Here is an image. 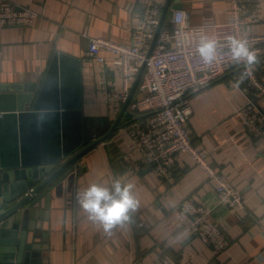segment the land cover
I'll return each instance as SVG.
<instances>
[{
    "label": "crops",
    "instance_id": "obj_1",
    "mask_svg": "<svg viewBox=\"0 0 264 264\" xmlns=\"http://www.w3.org/2000/svg\"><path fill=\"white\" fill-rule=\"evenodd\" d=\"M8 1L29 6L38 16L27 25L0 24V85L39 83L56 51L79 58L84 135L94 140L119 112L109 110L101 76L107 81L105 93L119 91L120 82L110 54L101 66L87 57L89 38L131 44L142 0ZM258 3L259 21L248 23L246 33H264V0ZM170 5L185 9L192 25L230 18L229 0H171ZM254 68L264 81V57ZM243 83L239 67H234L189 93L188 129L195 146L241 192L244 210L231 211L219 202L203 171L184 153L177 155L168 176L159 177L147 168L133 171L141 153L125 117L104 142L81 155L29 201L30 257L38 258L39 264H150L162 253L179 264H264V138L242 128L236 113L248 97L264 111V93L253 88L245 93ZM141 95L136 90L133 97ZM117 179L133 184L139 204L127 220L105 232L89 219L78 195L93 182L111 190ZM186 196L210 209L229 239L226 250L214 251L176 218L173 209Z\"/></svg>",
    "mask_w": 264,
    "mask_h": 264
},
{
    "label": "built area",
    "instance_id": "obj_2",
    "mask_svg": "<svg viewBox=\"0 0 264 264\" xmlns=\"http://www.w3.org/2000/svg\"><path fill=\"white\" fill-rule=\"evenodd\" d=\"M229 2L230 18L209 24L192 25L185 9H172L171 16L164 20L151 47L163 4L158 0H142V10L131 30V44L89 38L86 55L100 66L106 62L105 55H111L110 62L120 82L119 91L105 93L107 81L103 75L100 79L111 112L119 111L137 71L143 65L137 87L142 95L128 104L132 117L127 130L141 153L133 171L147 168L159 177L168 176L177 155L184 153L203 171L218 201L226 204L231 211H238L246 208L245 198L228 177L208 160L206 153L195 146L188 129L191 113L189 93L208 86L234 67L240 69L245 82L244 92L253 88L256 93H264V81L258 77L255 65L248 71L243 62L233 61L226 39L230 35L242 36L255 52L257 61L264 57V33L245 32L248 23L259 21L258 0ZM37 16L38 12L29 6L18 7L8 0H0L1 25H27ZM204 34L215 36L219 41V55L211 63H204L196 52V45ZM236 113L242 120V128L264 138V111L256 106L252 97H248ZM173 213L186 229L194 232L214 251L222 252L228 247L229 239L224 229L211 217L210 209L193 196L181 198ZM261 228L264 233V223ZM150 264L179 263L160 253ZM204 264L222 263L209 261Z\"/></svg>",
    "mask_w": 264,
    "mask_h": 264
},
{
    "label": "water",
    "instance_id": "obj_3",
    "mask_svg": "<svg viewBox=\"0 0 264 264\" xmlns=\"http://www.w3.org/2000/svg\"><path fill=\"white\" fill-rule=\"evenodd\" d=\"M170 2L165 0L162 6L151 47L176 7ZM142 71L143 65L113 122L94 140L84 135L79 58L56 51L39 83L0 85V264L40 263L30 257L26 240L33 204L29 201L81 155L104 142L123 125L121 120L132 117L128 104L135 99Z\"/></svg>",
    "mask_w": 264,
    "mask_h": 264
},
{
    "label": "clouds",
    "instance_id": "obj_4",
    "mask_svg": "<svg viewBox=\"0 0 264 264\" xmlns=\"http://www.w3.org/2000/svg\"><path fill=\"white\" fill-rule=\"evenodd\" d=\"M226 39L231 59L243 62L246 70L250 71L257 63V58L247 39L235 35H230ZM218 44L215 36L204 34L200 37L196 52L204 63H211L217 59ZM132 189L131 182L122 183L118 179L113 181L111 190L93 182L78 195V199L81 207L88 213L89 219L99 222L105 232H110L116 224L127 220L130 212L138 207L139 201Z\"/></svg>",
    "mask_w": 264,
    "mask_h": 264
},
{
    "label": "trees",
    "instance_id": "obj_5",
    "mask_svg": "<svg viewBox=\"0 0 264 264\" xmlns=\"http://www.w3.org/2000/svg\"><path fill=\"white\" fill-rule=\"evenodd\" d=\"M109 128V127H108ZM108 128L104 130V128L99 132V134H103Z\"/></svg>",
    "mask_w": 264,
    "mask_h": 264
},
{
    "label": "rangeland",
    "instance_id": "obj_6",
    "mask_svg": "<svg viewBox=\"0 0 264 264\" xmlns=\"http://www.w3.org/2000/svg\"><path fill=\"white\" fill-rule=\"evenodd\" d=\"M127 124H128V121H127Z\"/></svg>",
    "mask_w": 264,
    "mask_h": 264
}]
</instances>
